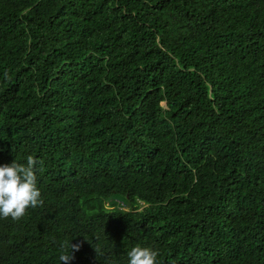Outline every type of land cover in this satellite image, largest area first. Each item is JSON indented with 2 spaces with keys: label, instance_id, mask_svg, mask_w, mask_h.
<instances>
[{
  "label": "trees",
  "instance_id": "16d2710c",
  "mask_svg": "<svg viewBox=\"0 0 264 264\" xmlns=\"http://www.w3.org/2000/svg\"><path fill=\"white\" fill-rule=\"evenodd\" d=\"M29 155L0 264H264V0H0V167Z\"/></svg>",
  "mask_w": 264,
  "mask_h": 264
},
{
  "label": "clouds",
  "instance_id": "9594fccd",
  "mask_svg": "<svg viewBox=\"0 0 264 264\" xmlns=\"http://www.w3.org/2000/svg\"><path fill=\"white\" fill-rule=\"evenodd\" d=\"M36 164L37 161L29 155L26 165L14 162L0 167V218L11 217L18 221L29 208L43 206L44 200L37 188ZM67 247L70 250L69 253L61 254L59 257L63 264H67L74 258L72 255L74 251L80 250V245L71 242L67 244ZM157 257L158 252L151 248L136 246L128 252V264H157Z\"/></svg>",
  "mask_w": 264,
  "mask_h": 264
},
{
  "label": "rangeland",
  "instance_id": "374dc122",
  "mask_svg": "<svg viewBox=\"0 0 264 264\" xmlns=\"http://www.w3.org/2000/svg\"><path fill=\"white\" fill-rule=\"evenodd\" d=\"M119 202H120L119 205H121L124 208H127V206L123 205V203H121V201H119Z\"/></svg>",
  "mask_w": 264,
  "mask_h": 264
}]
</instances>
